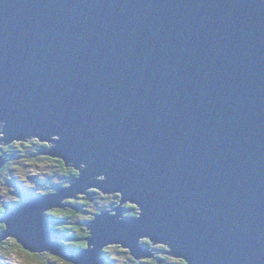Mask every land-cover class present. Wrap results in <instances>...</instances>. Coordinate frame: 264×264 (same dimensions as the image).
Here are the masks:
<instances>
[{"label": "water", "instance_id": "1", "mask_svg": "<svg viewBox=\"0 0 264 264\" xmlns=\"http://www.w3.org/2000/svg\"><path fill=\"white\" fill-rule=\"evenodd\" d=\"M0 121L80 170L18 189L0 221L26 250L100 264L148 238L186 264H264V0H0ZM89 187L139 216L98 215L77 250L45 212Z\"/></svg>", "mask_w": 264, "mask_h": 264}, {"label": "rangeland", "instance_id": "2", "mask_svg": "<svg viewBox=\"0 0 264 264\" xmlns=\"http://www.w3.org/2000/svg\"><path fill=\"white\" fill-rule=\"evenodd\" d=\"M0 123H2V122L0 121ZM1 130H2V126L0 125V155L7 161V163H5L4 168L0 170L1 171L0 172V204L13 205L16 202L17 191L19 188L54 189L56 185L63 187V188H67V187L73 185L74 183H76L78 177L75 178L72 182H70V184L69 183L68 184L67 183L61 184L62 182L66 181L65 175L60 174L58 172L59 168L56 165L51 164L48 159H45L47 156L44 153H42L40 155L42 158L41 159V162H42L41 166L40 165L36 166L33 163H31L30 161L25 160V158H22L21 154L18 155L16 153L17 150H15L13 147L12 148L9 147V144L5 142L6 141L4 139L5 134ZM33 138L39 139L40 137L35 136V135H32L31 137L27 136L25 139L22 138L23 139L22 141H17V142H29V141H32ZM16 140H21V139L16 138L13 141H16ZM39 140L42 141L41 139H39ZM42 142L47 143L50 148L55 145L52 141L44 140ZM5 147H9L11 149L8 151L6 150V152H3L5 150L4 149ZM25 147L26 148H24V150L26 153L33 151V148H32L33 144L30 143L29 145H27ZM2 149H3V151H2ZM73 163H77V161H75ZM29 164H32L35 167L29 166ZM46 181L48 183L44 184V182H46ZM94 190H100V192L107 195V198L101 196L99 198L100 200L98 198L93 200L90 198V195L88 194L89 197H87V198L90 201L88 202V204H86L87 207H86V205L84 206V208L79 207L82 212H85V213L88 212V214H90L92 210L99 208V205L101 204L102 201H106L109 199L116 200L112 196L114 193H105V192L101 191V189H98L97 187H89V188L85 189L84 192L89 193V191H94ZM78 194H81V192L75 194V196H70V197L62 200V204H65V202H67V199L74 200V198ZM82 194H84V193H82ZM97 195H98V193L95 195H91V196L95 197ZM108 196H111V198H109ZM87 198H85V200H87ZM127 203L129 205H134L131 202H127ZM127 203L122 204L120 207H118L120 210L124 207L123 211L120 212V210L118 211L117 209H114L113 211H110V212L112 213V215H127L125 213L127 210V209H125V208H127L126 207ZM108 207H111V205L109 204ZM58 208L59 207H57V206H53L50 209H52L53 211L54 210L57 211ZM85 208H86V210H85ZM0 217H2V216H0ZM52 221H55V220L52 219ZM1 223H3V222H1ZM55 223H56V221H55ZM7 230H8L7 226L5 228H3V230H2L1 224H0V238H2V240L0 241V245H1L0 246V264H73L70 260H68L65 257L53 255L50 252V251H52V249H47L45 252H40V253H37V252L33 253V252L26 250L18 242V240L16 238L7 234V232H8ZM63 234L64 235L62 236V243L64 244L65 238H66V241L69 242L71 237H69L70 234L68 232H65ZM159 244L164 245L167 248V250H165V251L157 250L156 252H158V258H159V256H161V254L165 255L167 258H169L171 260L177 258V257L174 258V256H172L171 254L168 253V251H169L168 246H166L164 243H159ZM109 246H110L112 252L115 254V256L117 258V262L113 263L109 260L104 261L102 259L100 264H117V263L118 264H122V263L129 264L130 263L132 255L129 253L128 249H127V251L125 248H123L125 250H122V247H119L120 245H117V244H110ZM157 246L160 247L159 245H157ZM146 249H148V248H146ZM153 252L154 251L151 250V253H153ZM156 252H154L152 255H150L148 257H144V258L134 257L135 259L133 262H137L138 264H164V263H160L159 260L155 259L156 257H154V255L156 254ZM159 253H161V254H159ZM146 259H150L151 262L147 261Z\"/></svg>", "mask_w": 264, "mask_h": 264}, {"label": "trees", "instance_id": "3", "mask_svg": "<svg viewBox=\"0 0 264 264\" xmlns=\"http://www.w3.org/2000/svg\"><path fill=\"white\" fill-rule=\"evenodd\" d=\"M22 140L23 139L16 140V141H13L11 143L12 147L15 150H17L16 153L18 155L23 154L25 152V150H24V148H26L25 146L29 145L30 143L33 144V147H32L33 151H30L27 153L25 152V154L21 155V157L25 158V160L30 161L31 163H33L36 166H38V165L41 166L42 165V162H41L42 158L40 155L42 153H44L47 156L45 159H48L51 164L56 165L59 168L58 172L60 174L65 175L66 181L62 182L61 184H66V183L70 184V182H72L75 178L79 177L80 170L77 169L74 164H71V165L67 164L65 160H63L61 158L49 156L45 153L46 149L49 147L47 143L42 142L37 138H33V140L29 141V142H17V141H22ZM29 166H33V165L29 164ZM33 167H35V166H33ZM97 191H98L97 192L98 195L95 196V198L99 199L101 196L107 198V195L100 192L99 190H97ZM44 193H47V192L44 190ZM112 196L116 200L109 199L106 201H102L101 204L99 205V208L92 210L90 214H88V212H86V213L82 212L81 209L79 208V207L84 208V206L86 204H88V202L90 200L88 198H87V200H85V198H83V197H81V195H79V197L74 198V200H67V202H65L67 205L64 207H59L57 209V211L56 210L53 211L52 209L47 210L45 212V215L47 218L53 219L56 221V223L54 224L55 228L59 229L62 232H68L72 236L71 239L69 240V242H67L65 240L66 244H68L69 246H71L77 250H85L89 246L88 240H87L89 232H88V227L86 226V222L92 221L98 215L103 214L106 211H108V212L113 211L115 208H118L122 205L120 202V198L122 197L120 193H114ZM108 197L111 198V196H108ZM15 204L16 203H14L13 205L0 204V216L5 215L11 209L15 208ZM109 204L111 205V207H108ZM70 205L76 206L77 208H74ZM86 207H87V205H86ZM126 207L127 208H125V209H127L128 211H126L125 213L127 215L131 216L132 218L138 216V213L135 209L136 207L134 205H129L127 203ZM85 210H86V208H85ZM0 224H1V229L3 230V228L6 227V224L4 222L3 223L0 222ZM117 245H120V244H117ZM141 245H144L146 248L153 249V251H154V247L159 251L167 250V248L164 245H160V247L154 246L153 242L151 240H149L148 238L142 239ZM119 247H122V246L120 245ZM123 248L124 247H122V250H125ZM126 251H127V249H126ZM154 252H156V251H154ZM159 254H161V253H159ZM131 255H132V258H131L132 262L130 261L129 264H138L137 262H133L135 259L134 258L135 256L133 254H131ZM102 256L105 258L104 261L109 260L113 263L117 262V258L115 256V254L112 252L109 245L104 247V249L102 251ZM155 257H156V260H161L160 263H164V264H186L185 260H183L181 258H175L174 257L175 259L171 260L163 254H161V256H159V258H158L157 252L155 254ZM73 264H74V262H73ZM122 264H124V263H122Z\"/></svg>", "mask_w": 264, "mask_h": 264}, {"label": "flooded vegetation", "instance_id": "4", "mask_svg": "<svg viewBox=\"0 0 264 264\" xmlns=\"http://www.w3.org/2000/svg\"><path fill=\"white\" fill-rule=\"evenodd\" d=\"M6 142V141H5ZM7 143V142H6ZM9 144V147H11L12 148V144L11 143H8ZM9 147H5V150L3 151V149H2V151L3 152H6V150L8 151V150H10L11 148H9ZM25 154V152L23 153V154H21V155H24ZM6 155V154H5ZM1 172V171H0ZM88 191V190H87ZM97 190H94V191H89V193L88 192H81V194H78V195H76V197L75 198H78L79 197V195H81V197H83V198H87V197H89V195H90V198L91 199H93V200H95L96 198L95 197H92L91 195H95V194H97ZM82 193H84V194H82ZM77 194V193H76ZM89 194V195H88ZM75 196V195H74ZM67 200H69V199H67ZM70 206H72V207H74V208H77L76 206H73V205H70ZM134 206L136 207L135 209H136V211H137V213H138V216H139V209L137 208V205H135L134 204ZM126 211H128V210H126ZM131 217V216H130ZM70 237H72L71 235H70ZM71 239V238H70ZM154 244V243H153ZM157 245H159L160 246V244H154V246H157ZM154 251H157V249L154 247ZM154 253V252H153ZM158 253V252H157ZM153 257V256H152ZM154 257H155V255H154ZM154 259V258H153ZM156 259V258H155ZM147 261H149V262H151V260L150 259H146ZM131 262H132V259L130 260ZM159 261H161V260H159Z\"/></svg>", "mask_w": 264, "mask_h": 264}, {"label": "clouds", "instance_id": "5", "mask_svg": "<svg viewBox=\"0 0 264 264\" xmlns=\"http://www.w3.org/2000/svg\"><path fill=\"white\" fill-rule=\"evenodd\" d=\"M93 190V189H92ZM100 191V190H99ZM102 191V190H101ZM120 202H121V198H120ZM127 203V202H126ZM126 203H123V204H126ZM122 204V203H121ZM115 209H118V208H115ZM122 211H123V208L121 209ZM107 213H110V212H108V211H106ZM109 215H112V213H110ZM94 220V219H93ZM92 220V221H93ZM88 222H91V221H88ZM88 222H86V226L88 227V225H87V223ZM144 239V238H143ZM150 240V239H149ZM141 241H142V239H141ZM140 244H141V242H140ZM159 244V243H158ZM141 246H143V247H145L144 245H141ZM146 248V247H145ZM126 249V248H125ZM169 249V248H168ZM148 250L151 252V250H153V249H149L148 248ZM130 252V251H129ZM173 256V255H172Z\"/></svg>", "mask_w": 264, "mask_h": 264}, {"label": "bare ground", "instance_id": "6", "mask_svg": "<svg viewBox=\"0 0 264 264\" xmlns=\"http://www.w3.org/2000/svg\"><path fill=\"white\" fill-rule=\"evenodd\" d=\"M49 210V209H48ZM46 251V250H45ZM45 251H42V252H45Z\"/></svg>", "mask_w": 264, "mask_h": 264}]
</instances>
